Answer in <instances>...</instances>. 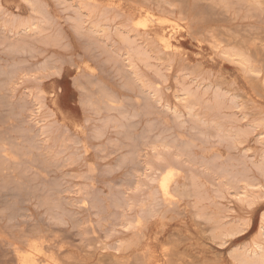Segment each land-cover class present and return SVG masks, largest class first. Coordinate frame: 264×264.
Returning a JSON list of instances; mask_svg holds the SVG:
<instances>
[{
    "label": "rangeland",
    "instance_id": "rangeland-1",
    "mask_svg": "<svg viewBox=\"0 0 264 264\" xmlns=\"http://www.w3.org/2000/svg\"><path fill=\"white\" fill-rule=\"evenodd\" d=\"M262 215L264 0H0V264H258Z\"/></svg>",
    "mask_w": 264,
    "mask_h": 264
},
{
    "label": "bare ground",
    "instance_id": "bare-ground-1",
    "mask_svg": "<svg viewBox=\"0 0 264 264\" xmlns=\"http://www.w3.org/2000/svg\"><path fill=\"white\" fill-rule=\"evenodd\" d=\"M26 1H28V0H26ZM23 2V1H22ZM30 2V1H29ZM26 3H28V2H26ZM32 2H30L29 4L32 6L33 5V3L31 4ZM22 4H24V3H22ZM34 6V5H33ZM26 7V6H25ZM31 8H33V7H31ZM37 10H39V11H37ZM37 10H35V12L37 11V14H40L41 13V11H40V8H37ZM34 11V10H33ZM39 12V13H38ZM27 13V12H26ZM41 15V14H40ZM41 17V16H40ZM150 18H151V16H149ZM42 18V17H41ZM150 18H148V19H150ZM128 20H130L129 18H128ZM152 20V19H151ZM150 20V21H151ZM25 21V20H24ZM177 21V20H176ZM32 22H33V20H32ZM127 22H129V23H131L130 21H127ZM152 22V21H151ZM164 22V21H163ZM167 22H169V21H167ZM23 23V22H22ZM31 23V22H30ZM133 23V22H132ZM170 23V22H169ZM40 24V23H39ZM171 25H172V23H170ZM175 24V23H174ZM21 25V24H20ZM160 25V24H159ZM161 25H162V23H161ZM174 26V25H173ZM177 26V25H176ZM31 27H33V26H31ZM38 27V26H37ZM16 28V27H15ZM180 28V27H179ZM28 29V28H27ZM22 30V29H21ZM166 30V29H165ZM179 30H181V31H183L182 29H178V31ZM24 31V30H23ZM35 31V30H34ZM37 31H38V29H37ZM185 32V31H184ZM169 38H170V35L169 36H163L162 37V42L164 43V45H165V48L166 49H168L169 51H174V49H175V47L173 46V44L169 41ZM172 38V37H171ZM226 52V51H225ZM230 52V51H229ZM232 52V51H231ZM237 52V51H236ZM226 53H228V52H226ZM232 53H235V52H232ZM231 53V57H233V58H236L237 59V61H240L241 62V59H242V57L241 56H239V55H242L243 53L242 52H240V53H242V54H239V55H237V54H232ZM223 55V54H222ZM228 55V54H227ZM230 55V54H229ZM244 55V54H243ZM230 57V56H229ZM228 57V58H229ZM225 58V57H224ZM244 58V57H243ZM246 59V58H245ZM226 60H227V58H226ZM229 61V60H228ZM230 62V61H229ZM243 62H244V60H243ZM242 62V63H243ZM246 62H249L248 60H246ZM232 63V62H231ZM242 63H240V64H242ZM233 64V63H232ZM236 64H239V63H236ZM235 64V65H236ZM243 64H245V63H243ZM249 64L250 63H248V65H245L246 67L245 68H248L247 66H249ZM251 66H249V68H250ZM245 68H244V70H245ZM252 68V67H251ZM255 68V67H254ZM257 69V68H256ZM249 70H251V69H249ZM258 70V69H257ZM248 70H246L245 72H247ZM252 72H253V70H251ZM251 72V73H252ZM255 72V71H254ZM186 94V98H189L190 96H189V94H187V92L186 93H184V95ZM192 95V94H191ZM182 98V97H181ZM180 98V99H181ZM191 98V97H190ZM191 99H193V96H192V98ZM188 100H190V99H188ZM194 100V99H193ZM187 100L185 99V103H187V105L190 103L189 101H187ZM186 105V107H188ZM193 105V104H192ZM191 105V103H190V105L189 106H192ZM185 107V108H186ZM189 108V107H188ZM192 108V107H191ZM38 109H40V108H38ZM175 108H173V110H174ZM193 109V108H192ZM190 110L191 109H189V110H187V111H189L190 112ZM177 112V111H176ZM173 113H175V112H173ZM188 113V112H187ZM177 114V113H176ZM189 114V113H188ZM50 115V114H49ZM195 115V114H194ZM171 167V166H170ZM170 167L168 168V170H170ZM172 168V167H171ZM173 170V169H172ZM167 172V173H166ZM166 172H162L163 174H164V176L162 175V177H161V179H159V184L157 185V187H158V189L161 191V193H162V195H164L165 197H171L170 196V191H169V187H168V184L169 183H171V182H169L170 181V178H171V176L173 175V173H174V170H173V173H172V171L171 172H168L167 170H166ZM166 173V174H165ZM158 178H159V176H158ZM151 181H152V179H151ZM158 181V180H157ZM173 181V180H172ZM156 182V181H155ZM251 187L252 185L250 184V185H248L247 187ZM253 187V186H252ZM251 187V188H252ZM171 189V188H170ZM247 189V188H246ZM157 190V189H156ZM248 190V189H247ZM174 191V193L175 194H177V192L173 189V190H171V192H173ZM244 192H245V190H243ZM156 192V191H155ZM154 194V193H153ZM153 194H151V197H153ZM156 194V193H155ZM173 194V193H172ZM161 195V196H162ZM247 195L248 194H246V192H245V194L243 193L242 195H240V196H242L241 198H239L238 197V199L237 200H239L238 202H240V200H241V202L242 201H244V199H246V198H250V197H247ZM163 196V197H164ZM154 197H155V195H154ZM174 198V197H173ZM162 199H164V198H162ZM166 199V198H165ZM251 200V199H250ZM252 201V200H251ZM169 202V201H168ZM170 202H171V200H170ZM240 202V203H241ZM245 202V201H244ZM243 202V203H244ZM129 224V223H128ZM131 224V223H130ZM131 226V225H130ZM263 228H264V215H262L261 216V222H260V230L262 231L263 230ZM249 250V249H248ZM29 253V252H28ZM248 254L246 255V259L247 260H249V261H252V262H255V263H258V264H264V245L263 244H261V243H254V245H253V247H252V249L249 251V252H247ZM41 256V255H40ZM35 259H37V258H35ZM40 259V258H39ZM38 259V260H39ZM37 260V261H38ZM36 261V262H37ZM39 262V261H38ZM42 262H44L43 260H42ZM39 263H41V260H40V262ZM46 263V262H45ZM22 264H34V263H32L31 261H23L22 262ZM38 264V263H37ZM42 264V263H41ZM49 264V263H48Z\"/></svg>",
    "mask_w": 264,
    "mask_h": 264
}]
</instances>
